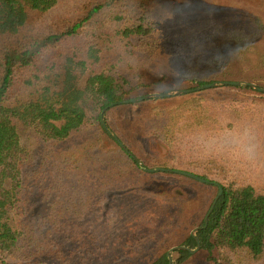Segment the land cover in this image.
<instances>
[{
	"label": "trees",
	"instance_id": "obj_1",
	"mask_svg": "<svg viewBox=\"0 0 264 264\" xmlns=\"http://www.w3.org/2000/svg\"><path fill=\"white\" fill-rule=\"evenodd\" d=\"M163 1L0 0V264L85 262L77 259L87 247L83 225L75 220L97 221L102 227L128 222L118 230L120 245L115 242L126 256L141 254L149 234L163 228L155 207L133 211L124 206L143 167L129 156L123 161L111 151L99 152L98 137L97 144L92 137H80V145L73 140L91 112L108 135L100 122L102 111L149 88L139 83L125 92L123 63L126 53L137 56L139 64L157 54L150 40L159 24L156 7ZM33 13L39 23L32 27ZM259 33L264 36V31L216 35L218 44L190 84L249 82L264 89V38ZM142 40L149 42L139 56L136 43ZM237 89L257 96L214 102L191 94L171 105L162 104L170 99L155 98L130 106L145 108L146 137L164 147L162 156L154 154L165 159L160 167L192 173L223 189L208 224L204 219L197 232L208 261L264 264V159L235 157L240 151L234 147L251 143L264 156V93ZM21 129L45 148L40 155L22 144ZM93 174L97 187L109 190L99 196L96 213L94 194L87 193L95 186ZM122 187L121 193L115 191ZM123 209L133 221L120 217ZM33 223L48 228L36 246L27 238ZM184 246L197 248V241L190 235ZM177 252L174 264H192L190 251ZM152 264H169L168 254Z\"/></svg>",
	"mask_w": 264,
	"mask_h": 264
},
{
	"label": "rangeland",
	"instance_id": "obj_2",
	"mask_svg": "<svg viewBox=\"0 0 264 264\" xmlns=\"http://www.w3.org/2000/svg\"><path fill=\"white\" fill-rule=\"evenodd\" d=\"M38 17L39 15L36 13L31 15L30 25L32 27L39 23ZM155 17L159 24L155 39L150 41H154L157 45V54L143 64H139L137 56L127 53L125 56L123 72L127 83L123 84L122 82L124 91H129L139 83L149 85V88L132 94L131 99L150 94H167L198 88L191 85L190 80L202 69L203 63L212 54L214 44H218L216 35H221L226 31H264V0H164L161 6L156 7ZM259 35L264 38L263 34L259 33ZM148 42L149 40H142L136 43V51L139 56L142 55V51L147 50ZM262 73L261 76L264 77V71ZM262 83H264V79ZM191 94L214 102L257 96L256 92L252 90L221 86L173 96L167 98L170 99L169 102L162 104L180 103L185 96ZM155 105L161 106V102ZM103 111L100 122L108 135L99 128L98 114L91 112L81 133L74 137V144H81L80 137L83 139L92 137L89 139L92 143H102L97 149L99 152L109 153L111 151L113 158H121L125 161L130 155L115 140L117 137L137 158L136 162L140 168L142 166L151 170L165 169L159 166L165 159L154 157V154L162 156L161 150L164 147L156 140L150 141L149 137H146L147 133L144 131L146 125H142V117L146 113L144 106L120 105L109 109L104 114ZM20 135L22 144L27 146L35 156L45 150L42 144L26 129H21ZM96 137L101 141L97 142ZM67 144L64 143L63 147H66ZM234 147L240 151L236 153L235 157L241 156L248 162L264 159L262 153L257 149L254 156L246 157L243 148ZM47 148L52 149L49 145ZM89 156L92 154H88L87 158ZM89 165L87 164L86 167H90ZM119 166L118 162L113 167ZM143 168L141 169L143 170ZM139 173L140 171L137 170L136 184L133 191H130L129 196L125 198L127 203L124 206L126 209H128L127 206H130L133 211L155 207L160 211L159 226H163V228L160 231L154 230L155 235L149 234L147 239L149 244L141 254L126 256L116 237L120 235L118 230L128 222L120 219L115 220L110 227H102L97 221L75 220L79 221L75 223L83 225L81 234L83 235V244L87 247L81 250L85 255H79L77 258L83 259L85 262L76 261L75 264H105L106 260L115 261L114 264H152L162 255L168 254L173 248L186 244L189 236L201 226L219 194V183L217 186L203 184L186 176L165 172L147 173L143 170V174ZM82 176L78 175V178L82 180ZM92 181L95 186L91 190L87 189V193L88 195L94 194L95 201H93L92 207L96 213L99 196L108 193L109 190H100L97 187L99 179L96 174L92 175ZM77 186L79 189H84L80 181ZM156 188H163L162 190L165 192L152 195V192L158 191L155 190ZM124 189L123 187L115 188V191L121 193ZM145 196H148L149 199ZM123 215L126 219L132 217L131 221H133L132 213L123 209L120 217ZM47 230L46 226L33 223L28 228L27 238H31L32 245L36 246V239L40 238L42 233ZM88 251L94 254L89 255ZM173 257L175 261L178 252H173ZM208 257L207 251L200 250L192 254L190 262L192 264H213L208 261ZM117 259L119 260L117 261Z\"/></svg>",
	"mask_w": 264,
	"mask_h": 264
},
{
	"label": "water",
	"instance_id": "obj_3",
	"mask_svg": "<svg viewBox=\"0 0 264 264\" xmlns=\"http://www.w3.org/2000/svg\"><path fill=\"white\" fill-rule=\"evenodd\" d=\"M221 86H233V87H248V88H252L258 92H262L264 93V89L262 88H258V86L254 83H249V82H226V81H219V82H214L208 85H204L195 89H191V90H187V91H177V92H173V93H167V94H150V95H146L140 98H136V99H131V100H126V101H121L118 103H114L112 104L110 107H107L104 111L103 114L105 112H107L109 109L120 106V105H133V104H138L144 101H148L151 99H155V98H170L173 96H178V95H183V94H190V93H195V92H200L206 89H210V88H217V87H221ZM115 140L119 143V145L130 155V157H132L135 161L137 160V158L128 150V148L117 138L115 137ZM141 165V163H140ZM142 167V166H141ZM145 172L147 173H156V172H165V173H171V174H177V175H182V176H186L189 177L191 179H194L200 183L203 184H214L213 182H210L208 180H205L197 175H194L192 173H188V172H184V171H180V170H167V169H155V170H151V169H147V168H143ZM223 193V189L219 186V194L218 197L215 199L213 206L211 207L209 213L207 214L206 218H205V224H208L209 221V216L211 214V212L214 210V207L219 199V197L222 195ZM202 227H198L197 229H195V231L192 233V237L197 241V248L196 249H190L189 247H185V246H179V247H175L173 248L171 251H169L168 256H169V264H174V257H173V252H177L178 250H187L190 251L191 254H195L198 251L201 250V243L199 238L197 237V232L201 229Z\"/></svg>",
	"mask_w": 264,
	"mask_h": 264
},
{
	"label": "clouds",
	"instance_id": "obj_4",
	"mask_svg": "<svg viewBox=\"0 0 264 264\" xmlns=\"http://www.w3.org/2000/svg\"><path fill=\"white\" fill-rule=\"evenodd\" d=\"M243 151L246 157H252L255 155L256 146L249 143L247 146L243 148Z\"/></svg>",
	"mask_w": 264,
	"mask_h": 264
}]
</instances>
